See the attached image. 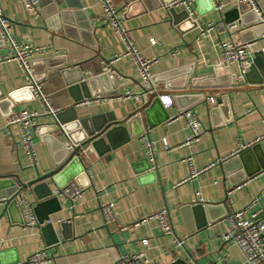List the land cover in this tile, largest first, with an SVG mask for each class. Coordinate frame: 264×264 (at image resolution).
Instances as JSON below:
<instances>
[{
  "label": "crops",
  "instance_id": "0c3cea01",
  "mask_svg": "<svg viewBox=\"0 0 264 264\" xmlns=\"http://www.w3.org/2000/svg\"><path fill=\"white\" fill-rule=\"evenodd\" d=\"M52 1L59 5L62 16L54 15ZM174 1L111 0L140 55L158 59L151 69L152 77L170 71L187 73V89L192 87L191 79H198L193 87H202L204 98L213 99L208 105L203 100L189 108L199 117L202 129L194 147L193 165L203 170L220 163L187 180L189 171L182 162L187 150L181 145L189 132L183 119L172 118L196 97L174 101L173 95L162 93L170 97V108L158 103L151 105L144 116L130 119L128 128L113 132L108 142L98 147L99 155L80 154L79 162L85 169L88 185L77 204L72 206L56 197L63 176L37 186V197L51 192V198L57 201L47 204L48 198L39 201L28 190L21 193L23 209L34 217V227L22 225L17 205L18 211L9 214L5 212V203L0 204V264H22L41 249H46L48 256L54 255L49 264H115L120 256H140L159 264H172L176 259L189 264H245L240 249L231 242L224 243L222 236L230 231L225 216L242 210L254 199H258V204L252 211L258 213V219H264V168L256 171L259 163H264V83H258L262 76L257 71L248 80L253 84L245 80L244 84L229 88L236 69L220 64L215 46L218 41L248 40L247 34H240V28L229 33L223 22V15L235 8L239 0H219L224 5L223 13L211 9V0L189 1L187 6L174 8L176 16L186 15L184 21L177 17L174 21L160 5ZM256 2L264 10V0ZM73 4L82 8L69 9ZM0 8L10 21L12 39L51 50L44 57L34 58L31 68L35 78H41L42 90L52 108L59 112L74 108L78 120H94L89 122L90 126L140 114L137 112L147 98L142 103L118 98L126 92L143 93L136 70L126 60L112 65L115 82L108 80L105 89L100 84L90 89L91 97H104L103 103L79 105L85 98L73 102L68 91L67 84L77 81L80 75L90 78V69L82 67L91 62V70L97 72L103 68V61L108 62L125 50L110 27L101 22L102 10L97 0H39L35 16L24 9L21 0H0ZM253 17L247 13L244 22L250 23ZM201 24H211L212 29L202 34ZM151 39L157 42L153 47ZM262 47L264 44L260 43L254 50ZM173 49L178 50L176 57L169 54ZM6 54L8 49L0 43V56ZM251 58L253 62L254 57ZM216 66L223 68L216 70ZM58 68H67L69 73L58 75ZM208 79L214 81H202ZM25 87L26 78L19 65L11 60L0 62V180L16 182L18 178L23 183L29 182L37 174L52 171L63 156L61 151H53L52 142L46 139L52 117L44 114L39 101ZM155 88L163 92L162 85ZM16 92V102L10 105L8 96ZM18 111L39 115L32 137L35 165L26 159L18 144V127L7 128L5 124L7 116ZM141 136L154 144L153 161L145 155ZM163 140L168 150L164 149ZM250 143L255 149L240 150V162L232 161L242 144ZM108 148L110 151L106 152ZM144 158L152 166L155 180L146 174ZM228 162L227 169L236 170L229 180L221 168ZM243 170L252 176L245 178ZM10 190L0 187V199L7 198ZM106 200L115 203L116 213V221L108 226L103 225L98 210L99 203ZM201 202L214 207L206 213L194 209ZM37 205L40 207L36 208ZM159 210L168 211L174 235L183 246H175L173 238L162 235L153 221L131 227ZM66 221L69 226L61 229L60 224ZM202 222L205 226L197 229ZM144 239L149 240L147 246L141 244Z\"/></svg>",
  "mask_w": 264,
  "mask_h": 264
},
{
  "label": "built area",
  "instance_id": "2783aa9c",
  "mask_svg": "<svg viewBox=\"0 0 264 264\" xmlns=\"http://www.w3.org/2000/svg\"><path fill=\"white\" fill-rule=\"evenodd\" d=\"M189 1L192 0H175L169 3L165 8H176L178 6H187ZM243 3L250 5L251 10L258 16L260 23H264V10L258 6L256 0H240ZM23 7L26 11L33 14L34 16L38 13L39 0H21ZM101 10V22L108 25L112 32L117 36L120 42L124 45L125 50L121 55H116L111 58L106 66V73H113L112 65L118 61L126 60L136 70L142 87L143 93L139 95H132L130 92H126L123 95H119V99L123 101L132 98L138 103H142L149 94H155L157 96L160 105L167 109L172 106V101L167 95H158V90L151 84L152 67L158 62L157 58H145L142 57L138 49L134 46L129 32L125 29L124 25L118 18L117 9L113 6L111 0H97ZM213 10L218 13L224 12V5L219 0H211ZM212 29L211 24H201V33L208 32ZM229 33H236L239 31L237 22H232L226 27ZM11 24L10 21L3 14L0 8V43L3 47L8 49V54L0 56V62L4 61H15L22 73L25 75L26 84L29 88L31 96L38 100L41 108L45 115L52 118L59 113V110L52 108L49 104L47 97L45 96L41 82L35 80L33 76L31 62L36 57H44L51 53L46 47H36L31 45H23L17 43L10 36ZM230 38L225 41H218L216 48L220 53L221 61L220 64L226 67H234L236 69L235 84H244L245 76L248 73L252 65V56L259 50H264V47L254 50L255 45L260 43L264 44V34L257 39H252L244 42H236ZM150 46H155L156 40L151 39L149 41ZM169 54L173 57L178 55V50H170ZM104 97L94 96L85 99L79 103V105H90L99 104L104 102ZM204 102L206 105L213 101L212 98L205 97ZM39 115L35 112L18 111L10 113L5 121L6 127L9 128L12 125L18 127L19 139L18 144L20 145L22 152L26 159L33 165L36 164V158L34 153V146L32 137L34 130L37 127ZM183 119L188 129V136L181 145L182 148L187 150V154L182 162L187 166L189 176L187 180H192L211 167L217 166L220 162L208 165L203 170H197L193 165L194 147L199 142L202 129L200 119L194 110L186 109L179 111L172 120ZM264 121V118H262ZM141 145L144 149L145 155L148 160L153 161L154 144L148 138L144 136L140 137ZM165 150H168L166 142L162 141ZM253 144H242L241 149L236 151L234 155H237L240 150L251 148ZM80 155L77 157L79 161ZM85 188L78 185L75 181L68 182L65 186L58 190L56 197L72 204H77L84 193ZM8 199H0V204H4ZM16 205L21 211V221L24 227H34L35 219L30 214H27L22 206V196L16 197ZM202 204V202H201ZM258 204V199L252 200L245 208L239 211L230 212L225 216V220L230 225V231L222 236L224 243H233L242 252L245 260V264H264V219H258V213L253 212V208ZM27 207V206H25ZM98 210L103 220V225L108 226L116 221L115 203L111 200H106L99 203ZM153 221L157 224L160 233L164 236H170L173 238V244L175 246H183V242L176 238L174 235L172 222L167 210H159L154 213L148 214L142 217L138 222L131 224V227H137L140 224ZM141 244L147 246L149 244L148 239L141 241ZM54 258V255L48 256L46 249H41L26 258L22 264H49ZM115 264H159L157 262L141 259L140 256H120Z\"/></svg>",
  "mask_w": 264,
  "mask_h": 264
},
{
  "label": "water",
  "instance_id": "95a60500",
  "mask_svg": "<svg viewBox=\"0 0 264 264\" xmlns=\"http://www.w3.org/2000/svg\"><path fill=\"white\" fill-rule=\"evenodd\" d=\"M132 1V0H130ZM170 2H163V4H160L162 6H167ZM52 7H53V11L54 15L56 16H62L63 15V11H59L58 7L59 5L54 3V1H52ZM72 8L69 9H77L80 10L82 7L80 4H73L71 6ZM165 8V7H164ZM169 14V16L174 20H176V17L180 20L182 19L183 21L185 20L184 18L186 17V15L184 13L179 14L178 16H176V12L173 8H165ZM211 9H213V7L211 6ZM252 14L253 20L250 23H246L244 22V17L246 14ZM174 20V21H175ZM180 20V21H182ZM223 22L225 25H228L232 22H237L239 28H240V34H247L248 40H244V41H249L252 39H257L258 37H260L262 34H264V23H260L258 16L251 10V7L249 4L247 3H243L242 1H238L237 5L235 6V8H233L232 10L228 11L227 13H225L223 15ZM258 30H257V29ZM253 62L252 65L248 71V73L245 76V80L250 83L253 84L252 82L248 81L250 79V76L254 73H256L257 71H259L260 75L262 76L260 82H258L259 84L264 83V50H259L257 52H255L253 54ZM104 66L103 68L100 67V70L95 72L94 70H91V65L92 63L90 62L89 64L85 65L84 67H82L83 69H90V78H84L82 75H80L78 77V80L73 82V83H68V91L72 96L73 102H78L81 101L83 98L88 99L91 98V93H90V89L92 88V86H94L95 84H100L102 89H105V84H107V81L112 80V83L115 82V76L114 73L110 74V73H106V66H107V62H104ZM31 66L33 67V63L31 62ZM63 67V66H62ZM223 68V66H216V70ZM60 71L58 73V75H65L67 73H69V70L67 68L63 69V68H58ZM34 76V74H33ZM35 77V76H34ZM188 79H189V74H184V75H179L177 72L175 71H170L168 73H166L165 75L162 76H157V77H152L151 79V84L153 86H157V85H162L163 86V92H158V95H161L162 93H167V94H171L174 96V101H176L178 98L179 99H185L188 100L191 97H196L194 99V101L190 102L189 104H187L186 106H184L180 111L186 110L191 108L193 105L197 104L198 102L203 101L204 99V93L205 91H203L204 89L201 87V89H197L194 88V84L196 83V81H199L198 79H191V88L190 90H188L187 88V83H188ZM35 80L37 81H41V78L37 79L35 78ZM232 85L229 88L234 89V85H235V77L233 76L232 78ZM202 81H214L212 79H208V80H202ZM120 84H118L115 89L119 86ZM211 88V87H210ZM217 88L216 86H214V89ZM25 91L28 92L29 88L25 87ZM221 91V90H218ZM217 91V92H218ZM224 91V90H223ZM81 92V93H78ZM14 94H9L8 96V101L10 103V105H12L13 102H16V99L14 97ZM76 94H78V97L76 96ZM155 103H159L157 96L155 94H149L147 96V101L145 102V104H143L137 113L138 114H132L131 116H129L126 120H122V121H116V120H110V121H105L102 125H97V126H90L89 122L94 121V120H78L76 118L75 112H74V108H70L67 110H63L60 111L59 113L56 114V116L54 118H52V123L49 124V126H47L49 128V136H47L46 139H49L52 142V149L53 151L55 150L57 151H61L62 153V159L58 161L57 164L54 165V169L44 175H36V178H34L33 180L23 183L21 182L18 178H15L16 182H13L12 180H8V179H3L0 180V187L6 188V189H11L10 193L7 196V201L5 202V212L7 213H12V211H18V208L16 206V197L21 196V193L25 192V191H30L32 194H34V196L40 201L41 199H49V202L52 201H57V199L55 198H51L52 197V193L48 192L47 195H43V196H36V191L39 187H37L38 185H43L45 184V182L47 180H52L55 181V179L58 177H62L63 176V181L61 184L59 185V189H61L63 186H65L68 182L70 181H75L78 185L82 186V187H86L88 185L87 180L85 178V169L82 167V165L80 164V162L77 160V157L81 154L84 153V155L88 156L92 153H96V154H100V152L98 151V147L102 144H104L105 142H108V138L109 136L115 132L116 130L120 129V130H124V126L126 128H128L130 126V119L135 118V117H140V115L142 114V116H144V112L153 104ZM111 127H114L112 129V131H108ZM255 146H252L250 149L254 150ZM110 148H108V150L106 152H109ZM237 154V157H234V159H232V161H238L240 162V156ZM143 161L146 164V174L150 175L151 177L154 178L155 180V172L151 171V165L148 163L147 159L144 158ZM231 162V161H230ZM228 164H222L221 168H222V172L225 175V177L227 178V180H229L230 178H233L236 175V170L234 169H227ZM242 166V165H241ZM243 168V167H242ZM264 168V163H259L258 169L256 171H259L260 169ZM237 169H240L237 167ZM244 169V168H243ZM244 172V177H251L252 174L245 172V170H243ZM69 174V176H67ZM46 185V184H45ZM224 204V203H223ZM222 204V205H223ZM40 206H36V208H39ZM188 207V206H187ZM214 207V205L212 204H197V206L194 209H198L200 211H202L203 213H206L208 211H210L212 208ZM35 208V210H36ZM190 208V207H188ZM206 220V218H205ZM68 225V221L63 222L60 224V228L61 229H65L67 228ZM205 226V222H202L201 226H197V229ZM49 228V227H46ZM188 258L190 257L189 254ZM172 264H189V262L185 261V260H181V259H176Z\"/></svg>",
  "mask_w": 264,
  "mask_h": 264
}]
</instances>
